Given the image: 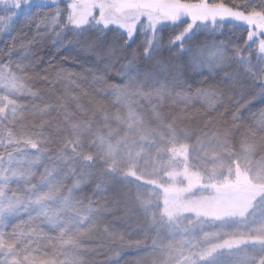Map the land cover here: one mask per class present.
<instances>
[{"label":"snow or ice","instance_id":"snow-or-ice-1","mask_svg":"<svg viewBox=\"0 0 264 264\" xmlns=\"http://www.w3.org/2000/svg\"><path fill=\"white\" fill-rule=\"evenodd\" d=\"M0 264H264V0H0Z\"/></svg>","mask_w":264,"mask_h":264},{"label":"rangeland","instance_id":"rangeland-1","mask_svg":"<svg viewBox=\"0 0 264 264\" xmlns=\"http://www.w3.org/2000/svg\"><path fill=\"white\" fill-rule=\"evenodd\" d=\"M27 30L26 29H22V26L21 25H18L17 26V33L19 34L18 35V39H23L24 38V33L26 32ZM225 40L228 39V37H224ZM86 102V101H85ZM131 222V221H130ZM131 227H135V224H131L130 225Z\"/></svg>","mask_w":264,"mask_h":264},{"label":"trees","instance_id":"trees-1","mask_svg":"<svg viewBox=\"0 0 264 264\" xmlns=\"http://www.w3.org/2000/svg\"><path fill=\"white\" fill-rule=\"evenodd\" d=\"M133 225V224H135V221H131V222H129V225H127V226H130V225Z\"/></svg>","mask_w":264,"mask_h":264}]
</instances>
